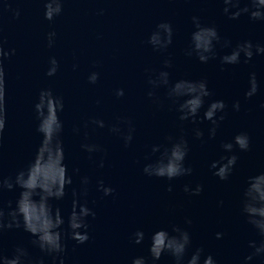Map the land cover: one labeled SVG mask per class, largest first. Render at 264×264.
<instances>
[{
	"label": "water",
	"instance_id": "95a60500",
	"mask_svg": "<svg viewBox=\"0 0 264 264\" xmlns=\"http://www.w3.org/2000/svg\"><path fill=\"white\" fill-rule=\"evenodd\" d=\"M20 16L12 18L11 10L0 11V39L5 48L15 54L4 61L6 127L0 138V172L5 176L25 165L32 157L39 136L34 131L32 103L39 89L50 88L65 100L63 143L69 169L78 167L73 186L79 188V175L90 178L88 199L95 200V219L90 220L89 240L77 245L66 239L65 264H131L135 256H147L151 233L160 227L178 224L184 227L185 217L192 220L189 231L192 246L211 253L218 264H240L250 249L247 242L258 239L255 232L239 214V195L248 176L264 172V56H253L247 64L225 65L221 70L218 58L202 65L184 55L187 36L191 31L189 18L199 15L204 23L217 25L222 36L234 46L244 39L264 43V22L250 21L246 15L229 20L221 15L217 0H64L61 14L49 22L43 17V0H9ZM103 9V14H98ZM161 20L170 21L174 29L173 44L167 53L173 61L171 78L198 79L206 76L213 92L212 99H224L226 116L214 139L208 140L207 121L198 126L204 131V143L192 138L191 124L185 122L184 131L190 151L186 164L193 172L173 181L148 177L142 172L145 156L153 143L163 142L167 135L179 134L176 113L164 100V90H157L163 101L153 104L145 95V69H159L163 55L153 52L145 43L148 33ZM55 31L52 48L46 46V34ZM230 48L218 49L219 55ZM55 56L59 68L55 76L44 75L48 58ZM78 67L73 70L72 65ZM99 72L95 85L88 84L90 71ZM250 72H255L258 93L245 101ZM125 89L117 99L113 90ZM239 99L240 111H233L232 102ZM100 103L97 104L96 101ZM98 115L106 123L117 115L130 118L135 126L134 140L128 148L110 135L107 129L89 130L90 141L105 149L103 154H87L79 149L81 137L71 133L73 124H81L90 116ZM247 132L250 150L238 155L237 165L228 181H220L208 168L211 160L222 154L221 141H231L238 132ZM104 157V167L94 161ZM155 159V156L152 157ZM104 179L115 192L101 198L95 181ZM203 186L198 196L183 191L184 185ZM171 184L172 190H167ZM67 191V189H66ZM18 190L5 191L4 201H13ZM219 201H223L219 204ZM70 192L61 201H52L67 215ZM137 228L145 232L140 244L130 243V234ZM170 231V227H169ZM221 232L217 239L215 234ZM30 237L22 229L6 230L0 235V250L10 255L13 246L23 244L32 257L40 254L29 243ZM157 264H172L162 255ZM250 264H264L254 258Z\"/></svg>",
	"mask_w": 264,
	"mask_h": 264
},
{
	"label": "clouds",
	"instance_id": "9594fccd",
	"mask_svg": "<svg viewBox=\"0 0 264 264\" xmlns=\"http://www.w3.org/2000/svg\"><path fill=\"white\" fill-rule=\"evenodd\" d=\"M221 4V15L229 20H237L246 15L250 21L264 22V0H217ZM64 0H43V17L51 22L63 10ZM11 10L12 18L20 16L18 8H12L9 0H0V11ZM98 14H103V9ZM191 31L188 33L184 55L194 58L202 65L215 61L218 58L221 70L225 65L247 64L253 56H264V43L253 42L249 39L237 41L233 46L231 40L222 36L214 23H204L199 15L190 18ZM56 32L46 34V46L52 48ZM174 29L170 21L161 20L155 24L145 40L153 52L167 53L173 44ZM230 48L226 54L219 55L218 49ZM15 54L14 48H5L4 41L0 39V138L3 137L6 127L5 107V72L4 61ZM77 65H72L73 70ZM173 67L172 58L163 55L159 69H145L147 74L145 95L157 105L163 101L157 90H164V100L168 101L170 110L174 111L178 122L179 134L167 135L163 142L153 143L149 147L142 172L145 176L163 178L173 181L180 177L189 176L193 172L190 164H186L190 146L184 131L187 122L191 128L192 138L204 143V131L198 126L207 121V138L212 140L217 135L226 116L227 104L224 99H212L213 92L208 86L206 76L198 79L180 77L171 78L170 69ZM59 68L55 56L48 58L47 68L44 73L47 77L56 75ZM99 72L93 70L87 74L88 84L95 85L99 79ZM258 81L255 72H250L247 79V89L243 93L245 101L258 93ZM113 95L119 99L125 95V89L117 87ZM100 103L99 100L96 101ZM233 111H240L239 99L232 102ZM264 109V102L260 103ZM65 111V100L62 95L56 94L50 88L38 90L32 103L34 131L39 136L31 159L22 167L15 170L14 174L5 176L0 172V235L6 230L22 229L29 234V243L39 250L37 257H32L26 246L16 244L10 255H5L0 250V264H65L66 239L75 241L77 245L89 240L90 220L95 219V200L88 199L90 178L88 175H79V188L73 186V177L80 173L78 167L69 169L66 163L63 134L65 121L62 114ZM107 129L122 141L123 147L128 148L134 140L136 131L132 120L126 116L117 115L114 122L106 121L98 115L90 116L81 124H73L71 133L81 137L79 149L87 154L89 160L93 154L105 152L99 143L90 141L89 130ZM235 149L241 152L250 150V137L247 132H238L231 141H221L222 154L218 159L211 160L208 164L212 175L220 181H228L234 173L238 155ZM155 156V159L152 157ZM97 168L104 167V157L100 156L94 161ZM67 189V191H66ZM95 189L101 198L112 196L115 189L106 184L104 179L95 181ZM18 190L13 201H4L5 191ZM167 190H172L171 184ZM203 186L197 183L194 188L184 185L183 191L191 196H198ZM70 192L71 202L67 215L62 214L59 206H54L52 201H61ZM223 201H219L222 204ZM239 214L244 222L251 227L258 239H250L247 248L250 251L242 257L240 264H250L254 260L264 261V172L248 176L239 195ZM187 227L171 224L169 227H160L153 231L149 237L148 255L135 256L131 264H157L162 255L169 256L172 264H218L211 253L204 255L202 247H196L189 255L192 246V236L188 230L192 224L189 217L183 221ZM217 239L221 232L215 234ZM130 243L140 244L145 239V232L137 228L130 234Z\"/></svg>",
	"mask_w": 264,
	"mask_h": 264
}]
</instances>
